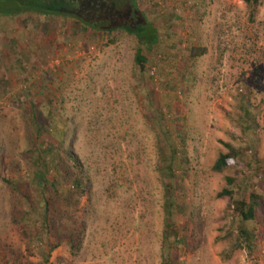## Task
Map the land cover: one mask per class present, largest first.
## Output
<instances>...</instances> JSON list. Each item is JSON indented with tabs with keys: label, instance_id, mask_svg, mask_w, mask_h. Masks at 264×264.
<instances>
[{
	"label": "rangeland",
	"instance_id": "rangeland-1",
	"mask_svg": "<svg viewBox=\"0 0 264 264\" xmlns=\"http://www.w3.org/2000/svg\"><path fill=\"white\" fill-rule=\"evenodd\" d=\"M137 2L160 31L143 45L145 70L134 35L114 32L110 42L71 17L0 14V264H163L162 154L173 148L175 264H264V0L253 20L242 0ZM194 47L207 51L194 58ZM243 98L249 125L239 118ZM32 109L41 119L57 114L62 155L85 178V190L73 188L62 204L82 231L79 248L63 242L48 260L47 246L30 242L29 222L14 216L16 204L30 208L14 185L33 191ZM48 126L41 140L58 143ZM228 144L237 162L217 172ZM227 176L235 197L243 183L257 193L253 249H233L239 221L232 198L218 197Z\"/></svg>",
	"mask_w": 264,
	"mask_h": 264
},
{
	"label": "trees",
	"instance_id": "trees-1",
	"mask_svg": "<svg viewBox=\"0 0 264 264\" xmlns=\"http://www.w3.org/2000/svg\"><path fill=\"white\" fill-rule=\"evenodd\" d=\"M248 10L250 18L253 20L258 12L259 6L263 0H242ZM38 13L53 16L71 17L76 24L83 30H94L97 33L108 35L109 41L114 42L116 37L114 32H125L134 35L139 43L136 49L135 61L142 70L146 69L148 55L144 51V46L153 47L160 39V31L155 24L148 19L147 14L139 8L137 0H0V14L15 16L20 13ZM192 57L196 58L206 53L204 47L190 48ZM5 54L0 50V57ZM239 108L243 114L239 118L249 125L251 111L249 102L243 98ZM53 110L50 109L49 117L41 119V115L33 109L28 114V120L34 124L37 135L32 137L30 143V152L32 156V187L33 191L28 194L26 190L14 185L15 192L24 200L30 208L24 209L16 204V221L25 220L29 222L33 231V239H37V247L41 250L47 246L42 254L46 260L50 253L62 245L63 242L70 244L73 251L79 248L82 231L74 224L68 223L71 219L68 211L62 205L69 200L70 194L74 189L85 190V178L79 171L77 160L70 154L68 157L62 155L65 125L61 126L57 122ZM48 127L54 130V135L58 143L53 141L46 142L41 137L48 132ZM61 127L59 130L57 127ZM167 139H170V132L165 129ZM34 135V134H33ZM173 145V144H171ZM174 146V145H173ZM229 151L221 153L213 165V170L223 172L230 165L237 162L234 146L228 144ZM166 168L170 171L165 177V227L163 237V264H175L172 257V249L175 245L181 244V238L176 229L174 215L178 208L173 185L169 181L173 176L172 162L176 158V151L173 148V154H162ZM66 182L69 188L65 189ZM228 187L218 193V197L230 196L233 203V211L236 219L239 221L237 228L236 242L234 248H250L254 246V233L251 232L248 224L256 216V207L259 199L255 191H249L248 186L239 185V194L235 197V179L227 176ZM51 238H54L52 243ZM45 248V247H44Z\"/></svg>",
	"mask_w": 264,
	"mask_h": 264
}]
</instances>
